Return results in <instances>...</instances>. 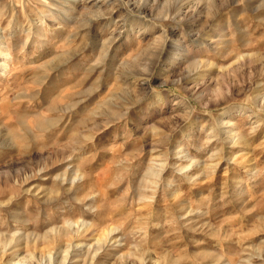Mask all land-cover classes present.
I'll return each mask as SVG.
<instances>
[{
    "label": "rangeland",
    "instance_id": "1",
    "mask_svg": "<svg viewBox=\"0 0 264 264\" xmlns=\"http://www.w3.org/2000/svg\"><path fill=\"white\" fill-rule=\"evenodd\" d=\"M0 42V264H264V0H0Z\"/></svg>",
    "mask_w": 264,
    "mask_h": 264
},
{
    "label": "bare ground",
    "instance_id": "2",
    "mask_svg": "<svg viewBox=\"0 0 264 264\" xmlns=\"http://www.w3.org/2000/svg\"><path fill=\"white\" fill-rule=\"evenodd\" d=\"M0 44H1V42H0ZM5 47V46H4ZM9 55H10V52L7 50V49H5V48H0V58H3V59H7V57H9ZM1 60V59H0ZM68 225H70V226H74L76 229H78V227H79V225L78 224H76V225H73V223H71V222H68ZM74 228V229H75ZM109 236V235H108ZM101 246V245H100ZM103 246V245H102ZM72 247L71 246H69L68 248H66V250L64 251V253H63V259H62V261H61V264H65V262H66V260L68 259V256H69V254H70V250H72L71 249ZM95 254H96V251L94 252ZM14 264H22L21 262H16V263H14ZM50 264H53L52 262L50 263Z\"/></svg>",
    "mask_w": 264,
    "mask_h": 264
}]
</instances>
